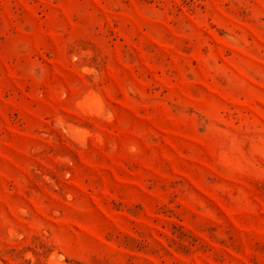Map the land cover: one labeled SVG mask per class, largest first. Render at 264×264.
Returning a JSON list of instances; mask_svg holds the SVG:
<instances>
[{"label": "rangeland", "instance_id": "obj_1", "mask_svg": "<svg viewBox=\"0 0 264 264\" xmlns=\"http://www.w3.org/2000/svg\"><path fill=\"white\" fill-rule=\"evenodd\" d=\"M0 264H264V0H0Z\"/></svg>", "mask_w": 264, "mask_h": 264}]
</instances>
